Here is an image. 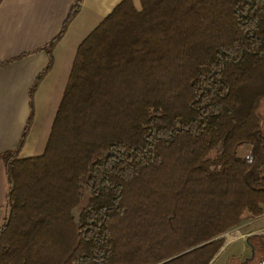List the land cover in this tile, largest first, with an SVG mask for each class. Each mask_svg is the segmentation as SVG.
<instances>
[{
    "label": "trees",
    "instance_id": "trees-1",
    "mask_svg": "<svg viewBox=\"0 0 264 264\" xmlns=\"http://www.w3.org/2000/svg\"><path fill=\"white\" fill-rule=\"evenodd\" d=\"M82 2L48 44L4 63L47 58L19 143L0 154V264H210L225 234L263 215L261 164L237 154L264 157L260 99L235 114L264 71V0H122L78 44L42 154L21 158Z\"/></svg>",
    "mask_w": 264,
    "mask_h": 264
},
{
    "label": "crops",
    "instance_id": "crops-1",
    "mask_svg": "<svg viewBox=\"0 0 264 264\" xmlns=\"http://www.w3.org/2000/svg\"><path fill=\"white\" fill-rule=\"evenodd\" d=\"M73 1L4 0L0 6V154L16 148L19 143L29 114L28 91L46 67L47 58L44 52H37L4 63L38 50L56 37ZM121 1L83 0L79 13L54 47L52 69L34 95L35 118L20 152L21 158L42 154L78 44ZM132 1L139 10L140 0ZM237 154L243 158L252 154V148L244 146ZM5 193L4 166L0 160V225L7 215ZM262 209V216L244 218L238 227L223 236L224 244L210 264H248L256 257L259 258L257 264L261 262L264 257V206ZM245 256L250 258L244 262Z\"/></svg>",
    "mask_w": 264,
    "mask_h": 264
},
{
    "label": "rangeland",
    "instance_id": "rangeland-1",
    "mask_svg": "<svg viewBox=\"0 0 264 264\" xmlns=\"http://www.w3.org/2000/svg\"><path fill=\"white\" fill-rule=\"evenodd\" d=\"M237 93L240 99V106L237 109L236 114H235L236 123L240 124L243 121L244 117L251 110L255 99H260L258 102L256 112L260 120L264 123V71H260L259 73H257L255 78L249 84L240 87ZM261 160L259 159V157L254 158L253 166H254V170H256V167L259 165V163L262 164L261 171L264 174V157H263L262 162ZM88 196L89 195L86 189L82 188L80 204L74 213V218L76 220L78 218L79 210L82 209L86 205ZM248 254L249 252L246 253V255ZM249 258L245 256L243 261L245 262ZM258 260L259 258L256 257L255 260L250 261L248 264H257Z\"/></svg>",
    "mask_w": 264,
    "mask_h": 264
},
{
    "label": "built area",
    "instance_id": "built-area-1",
    "mask_svg": "<svg viewBox=\"0 0 264 264\" xmlns=\"http://www.w3.org/2000/svg\"><path fill=\"white\" fill-rule=\"evenodd\" d=\"M244 159L247 161L248 164H252L253 163V156L251 154H247ZM259 264H264V257L263 259L261 260V262Z\"/></svg>",
    "mask_w": 264,
    "mask_h": 264
}]
</instances>
